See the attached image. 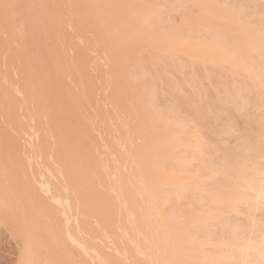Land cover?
<instances>
[{
	"label": "rangeland",
	"instance_id": "rangeland-1",
	"mask_svg": "<svg viewBox=\"0 0 264 264\" xmlns=\"http://www.w3.org/2000/svg\"><path fill=\"white\" fill-rule=\"evenodd\" d=\"M76 1L79 0H0V264H18L22 247L26 248V250L28 249L26 252L28 254L30 252L29 257H32L30 260H33V263L36 260L34 264H44V262L45 264L46 262L48 264H122V262H119L124 259H126L125 264H146L147 262V264H154L157 263L155 262L156 260L160 264L162 262L161 260L159 262V259L165 256L159 251V245L162 243L158 245L155 241V247L157 246L155 249L160 253L156 252V250H153L150 254L146 253L147 241L151 236V229L156 221L152 222V226L148 225L149 227L145 222H140L144 217L149 219L148 215H151L150 213L153 211L151 210L150 213L147 212V214L149 213L148 215L146 214L145 210L141 208V206L145 205L144 202L141 203L142 197L141 202L139 201L141 205L138 202L141 193L136 196L138 195L137 191H134V198H132L134 193H130L133 192L135 183H131L130 185L133 186L129 188L128 181H126L128 177L130 183L132 181H130V177L133 175H130L133 167H130L129 162L126 160L127 158L130 160L133 157H126L125 159V156L128 155L127 153L131 156V149L129 152H125L126 149L124 148L126 155L123 152L122 156L124 155V157L122 158L121 142L113 137V135L118 133H125L123 132L124 129L120 130L122 125L120 124V129L113 131L119 123L114 120L116 123L114 127L112 119L108 121L106 118L108 113L112 112L110 109H113H109L112 105L109 101H106L108 98H104L106 90L103 87L101 88V85L104 84H101V81L105 80V74L108 73L105 68L112 61L110 59L112 50L109 47H104L108 36L104 33L106 31L101 29L99 32L104 33L107 37L97 38L98 40L95 39L97 42L95 44L92 43L91 37L92 35L94 36L92 31L94 27L90 28L89 21L91 17L87 13V9L89 10L90 8L83 7V4L80 5L81 0L79 1V8H76L77 5L75 6L74 4ZM94 1L93 3L88 2L90 6L97 2L100 5L96 4V7L98 8L99 6V8H96L97 10H95L94 14H97V11L98 15L102 11L109 12L107 16L112 13L114 20L121 22L119 20L129 16L128 13L131 12L130 17L132 16L133 18L134 15V18H138L136 20H141L146 26L143 27L145 29L149 28L151 33L160 32L157 35H161V32H177L178 34L176 35L180 37L175 35L176 38L179 37L181 40L184 38L187 41L193 40V42L197 40L200 43L202 41H211V38H209L213 34L211 33V27L213 28V26H210L211 23L217 27L218 23L226 25L223 20L226 16H224L223 12V14L221 13L223 17L219 16L221 15L219 14L220 11L227 12L229 13L228 15L232 14L234 18L237 17L235 20L239 19L237 24L241 23L240 26L244 25L243 27L246 29L247 27L252 28L255 33L251 29L250 31L254 36H257L255 35L257 33L256 29L261 31L264 28V17H262L264 16V3H262V0H260V3H256L259 0H200L201 4L213 5L214 7L210 6V8H213L212 12L214 13L215 11V14L203 10L205 4L200 5L199 0H195V2H192V0H142L139 4L135 3L138 0H121L123 3L118 1L121 6L116 2L117 7L116 3L114 5L115 1L113 3L109 1L108 4L111 5L107 4V6L105 5L108 0H102L104 5L100 4L102 3L100 0ZM108 6H112L110 7L111 9L113 6L116 8L109 10ZM147 7L150 9L146 10ZM106 13H103L104 16H99L105 19ZM132 13L133 15H131ZM225 15L227 14L225 13ZM257 16L258 18H256ZM229 17L231 18L232 16L230 15ZM233 17L231 18L232 21H234ZM124 18L123 20H125ZM219 18L222 19L219 21ZM256 19H260V24ZM92 21H94V17ZM253 21L258 22H255L257 25L256 29L252 26L254 24ZM261 21H263L262 24ZM222 22L224 23L222 24ZM235 22H238V20ZM92 24L94 25L93 22ZM231 26L233 25L229 24L228 28L227 26L226 28L232 30L233 27L231 28ZM222 27L219 26L217 30ZM214 28L213 31H215ZM261 32L260 34L262 35L264 29ZM118 33L114 34L116 37H114L116 39L114 41L115 43L117 42L116 46L119 38H121V35L120 37L117 36ZM217 33L218 35L221 34L218 31ZM226 33L230 34L227 31ZM234 33L236 32L234 31ZM214 34L216 35V33ZM228 34L224 35V39L227 38ZM231 35L228 36L227 40L232 42L233 37H237V33L234 36L232 35V38ZM258 37L256 39L259 44L263 45L261 46L264 50V44L260 41L264 37L259 38L260 40H258ZM104 39H106L105 42ZM131 39H126L125 41V44L131 41V45L123 47L125 44L121 43L122 45L119 44L121 47L117 46L120 49L122 48L119 61L123 64L119 62V65L122 66H120L122 70H126L123 72H126L127 88H136L135 92L138 91L137 93L141 95V100L138 98L140 95L136 94L138 97L132 95L140 100L139 104L140 102L141 104L139 107L145 109H140L142 113L138 117L144 122L153 119V121L151 120L152 122H149L151 123L150 136H148L149 139L146 143L156 148L153 150V157L159 156L158 167L166 170L165 172L162 171L163 173L157 171V175L162 173L163 175H160L162 176L161 179L167 175H173L170 177L173 179L176 176L175 183L178 182L176 186H170L169 179H167L168 182L166 183H164V180L163 184H160L162 183L160 182V185H158L159 190L156 188L159 191L160 197H158L160 199L159 201L157 200V204H155L156 201L153 204L154 206L157 205L155 207L161 212L160 214H163L164 218H167L171 223L181 226V229L189 227L187 230L190 231L191 229L193 234L191 237L190 233L189 236H186L188 234L185 236L189 237L188 239H193L195 234L197 240L196 238L193 239V243L203 240L205 234L207 235V232H210V244L200 248V256L208 257L200 259L197 256L195 259H198L200 264H211V262L213 263L211 259L218 258L217 256H229L232 254L230 250L223 251L219 245L227 241H236L238 243V241L246 240L251 235H249V229H251L249 225L253 223H251L252 219L256 224L253 225V228L258 225L262 229L261 233L254 229L257 236L263 235L264 232V203L262 202L257 204L259 208L256 212L252 211L247 204V206L243 205V203L232 204V208L236 211L232 210L234 212H231L230 210V214L225 213L228 212L226 208L223 215L220 216L221 219L218 218L220 214L218 215V212L216 214L215 211L219 222L225 223V226H221V223L219 225L213 215H211L213 218L209 217L210 219H207L210 216L209 214H207L208 216L204 215L212 212L213 205L216 208L215 200H212L214 203L210 202L211 206L208 204L212 194L221 191L235 195L238 189V181L234 180L235 176L230 177L233 170L236 171V166L240 165L241 162L245 161L247 165L249 164L246 167V165H243L245 163H241L244 166L242 167L243 170L240 171L241 173L246 172L245 170L249 167L254 169L255 165L256 169L261 166L262 169L259 168V170L261 169L263 173L264 166L262 165L264 164L259 163V155L261 153L257 154L259 157L254 153L255 157H258L259 167L257 166V160L254 159L256 162L252 160L256 163L253 166L254 162L252 163L248 158L250 156L248 150H254L252 152H255L253 146L255 147L256 145L258 147L257 143L258 145L263 144L261 141L256 142L257 140L255 139H252L253 143L248 140L253 135L252 130L254 129H249V126H253L254 123L252 122L251 124V121L254 118L258 120L259 117L260 121L258 120V122L264 121V109L261 111L264 105L263 100L259 98L260 101L262 100L260 102L262 105L260 106L257 104L259 99H256L259 95L261 98L262 96L261 94L257 96L260 92L256 90L257 94H255V91H253L255 86L249 85L253 81L250 82L249 79H244L247 78L244 77V73H238L230 66L231 70L228 68L229 66H224L227 65L225 63H221L224 64V67H220V65L216 66L217 64L214 65L213 63L204 64L199 60L189 61L190 58H186L183 54L174 55V53H169L170 51L167 52L166 49L160 50L159 46L156 49L157 40H153L152 42L155 41V43H150L153 46L148 47L149 43L148 45H141L144 43L142 39H140V42L142 41L141 44L133 43L135 40L138 42V38H135V40L134 38L133 40ZM214 40L212 38V41ZM217 40L214 42H217ZM115 45L112 47H115ZM237 49H243V46ZM244 50L238 52L242 53ZM242 61L245 63L244 57ZM248 64L247 66H250ZM114 68L119 69L118 67ZM241 74H244L243 77ZM112 75L116 74H111V79ZM118 75L117 77H119ZM106 77L108 78V75ZM113 80L110 81L113 82ZM97 83L101 85L96 86ZM112 84L115 83L113 82ZM122 84L125 83L122 82ZM117 85H119L118 82ZM97 87L100 90L98 92H101L100 95H97L99 93L96 92L97 89L95 90ZM116 87L118 88V86ZM116 87H113V93ZM119 87H122V85ZM118 90L120 91L119 88ZM122 90L120 93H123L124 90ZM119 91L117 92L119 93ZM107 94L110 95V92L108 91ZM103 95L105 96L103 97ZM123 96L119 95L121 98ZM132 96L130 97L132 98ZM119 97L116 96L115 98L118 99ZM125 97L127 98L126 95ZM111 98L109 97L110 100ZM111 101L114 102L113 99ZM118 101L117 105L122 104L121 102L118 104ZM256 101L259 107L255 106ZM107 102L110 104L109 107ZM136 102L138 103L137 100ZM127 107V104H123L116 108L119 109L118 112L121 110L124 114V111L125 113L127 111ZM136 111L138 112V110ZM260 114H263L262 119ZM155 116H158L157 119H155ZM108 117L110 116L108 115ZM113 117L115 118V116ZM119 117L118 119H124V116H122L123 118ZM117 122L120 121L117 120ZM131 122H128L129 125ZM258 122L257 125L260 126L261 124H258ZM134 123H137V121H134ZM145 123L142 124L146 125ZM109 124L112 125L113 129ZM164 124L165 126H163ZM160 126L165 128L166 126L173 127L170 129L172 131L178 130L183 139H191L195 143L196 148L197 145L199 146V150L194 149V151H191L186 148L185 141L180 139L167 141L165 148L168 149L164 151L163 146L166 138L163 136L165 140L162 142L163 139L159 137V135L162 136L164 133L157 132ZM259 126L255 130L263 132L264 128L262 126H264V122L260 126L263 129H260ZM144 129L146 130V127ZM131 130L133 131V129ZM167 130L170 131L169 128L164 129L165 132H168ZM155 134L159 135L156 136ZM256 134L254 133L255 136ZM122 135L117 136L121 138ZM262 135H264V132L263 134L261 133ZM112 138L118 141L115 143L114 140L115 144H113ZM139 138L136 139L135 137V145L141 143ZM243 141L248 142V144H244L248 147H241L240 142ZM255 142L256 144H254ZM144 146L146 147V145ZM250 146H252V149ZM134 147L136 148V146ZM145 147L142 149L140 147V149L145 151L143 150L146 149ZM148 148L151 147L149 146ZM136 151L141 156L144 155L141 151ZM254 155L252 154V157ZM172 156H183L185 159L176 160ZM143 157L140 160L141 162L142 160L146 161V158ZM246 157L252 164L248 163L247 159L243 160ZM152 160L147 163L148 170L153 166ZM262 162L264 163V159ZM241 165L238 171L241 169ZM223 168H226V170L224 171ZM67 169L72 170L69 172ZM152 169L154 170V168ZM248 171L250 172L251 170ZM248 171L246 174L249 173ZM243 173L239 175L240 173L237 172L236 177L240 179L244 175ZM251 173L249 174L251 175ZM228 175L230 176L228 177ZM137 176L135 180L140 177ZM156 178L158 179V177ZM182 180L184 181L181 182ZM136 182L138 183V181ZM221 195L219 194L218 196ZM135 198L137 201L136 205L133 206L131 199L135 202ZM150 204L152 206V203ZM130 207H134V210L137 211L140 208L139 213L144 210L143 214L139 215L135 211L138 216L143 215V218L140 217V221L136 220L135 213L133 215L130 212L131 218L128 220L124 218V221H119V218L123 220L122 217L126 215L122 216V213H120V216L118 211ZM147 209L150 210V208ZM222 210L221 212H223ZM193 215L201 217L199 219L202 220L203 225H199L200 228L194 224V221L197 223V217L196 220H191L193 225L189 223ZM155 217H157L156 214ZM136 218L138 217L136 216ZM162 218L160 219L161 221ZM147 219L144 220L148 221ZM177 229L179 228H176L175 232L178 233ZM181 229L179 232L183 231ZM155 232L152 233L153 237H155ZM166 235L168 237V234ZM181 236L182 239L185 237ZM160 237L158 240L160 241L161 239L163 241V238ZM167 237L164 236V240ZM211 241H213V244H211ZM164 244L165 242H163ZM136 247L137 249L135 250ZM138 249L142 250L141 253L143 254H139L138 258L136 256L129 257ZM190 251L193 252V249H190ZM169 252L167 251L165 254H169ZM188 252L187 254L185 253V256H182L180 260L182 264L192 263L194 256L191 255L193 258L190 257ZM179 253L176 251L177 255ZM168 254L166 256L169 259ZM35 255L37 257L40 256V258L38 257L37 259ZM43 256L45 257L44 261ZM209 256L213 257L210 258ZM163 259L165 258L163 257ZM163 259L162 261H164ZM240 259L241 257L236 255L230 263L224 262L222 264H238ZM209 260L211 261L210 263ZM164 262L166 263V261ZM257 262L262 264L260 260H256L254 263L256 264Z\"/></svg>",
	"mask_w": 264,
	"mask_h": 264
},
{
	"label": "bare ground",
	"instance_id": "bare-ground-1",
	"mask_svg": "<svg viewBox=\"0 0 264 264\" xmlns=\"http://www.w3.org/2000/svg\"><path fill=\"white\" fill-rule=\"evenodd\" d=\"M80 1V0H79ZM79 1H76L74 4H75V6H76V8H79L78 6H80V5H82L83 7H85V8H90L89 10L87 9V13H89L88 14V16L89 17H91L92 19H93V17H94V21H92V19L90 18V21H89V26H90V28H92V26L94 27L93 29L94 30H92L93 31V33H94V36L92 35V37H91V41H92V43L93 44H95L96 42H97V40L99 39V38H102V37H104V38H106L107 36V38H108V40H107V42L105 43V44H107V45H105L104 44V47L105 48H108L109 47V49H111L112 51H114V52H116L117 53V55H116V53L114 54V52H112L111 51V57H110V59L113 61H111V63L109 64V65H107L106 66V70H107V72L110 74H108L107 72V74H105V80H103V81H101V84H103V85H101V84H99V83H97V85L96 86H98V85H101V88L103 87V89L104 90H106L105 92H106V96L105 95H103V97L104 98H108L106 101H109L110 102V104L112 105V106H110V104H109V102H107L108 103V107H109V109L110 108H113V109H110V111H114V109H116L113 113L112 112H109L108 113V115L110 116V117H108V115L106 116V118H107V120L108 121H110V119H112L111 121H112V123H110V124H112L114 127H115V125L114 124H116V123H119V124H117L116 126L118 127H115L114 129H113V127H112V125H110L111 127H112V129H113V131L116 129H120V130H123V132H125V133H118V134H116V135H113V137L114 138H117L120 142H121V144H120V146H121V148H120V150H121V156H122V154H123V152H124V148L126 149L125 150V152H129L130 151V149H131V151H130V153H131V156H130V154L129 153H127L128 155H126V153L124 152V155H126L125 156V159H126V157H129V158H132V159H130V160H128V158L126 159L128 162H129V165H130V167H133V168H131L132 169V172L130 173V175L131 174H133V175H131V179H130V183H129V180H128V177H127V179H126V181H128L127 183L129 184V188H131V186H133V185H130L131 183L133 184V182L136 184L137 182L136 181H138V185L136 184V186H135V184H134V190H133V192H130V193H134V191L136 192L137 191V194L138 195H136V196H139V194L141 193V196H139V198H140V200H138V202L140 201L141 202V197H142V202L141 203H145V205H146V207L147 208H150V210L149 209H147L146 207L144 208V206H141V208H143L144 210H145V212H146V214H147V212H149L150 213V211L152 210L153 212H151L150 214L151 215H148V217H149V219H147V218H145L144 217V219H147L148 221L149 220H151L150 222H148V221H146V220H141L140 219V217H142L141 215L140 216H138L139 214H143V212H144V210H142V211H140L141 213H139L138 211L140 210V208L138 209V211L137 210H134L135 208H137L136 206H135V208L133 207H130V208H127V209H120V211H118V213H119V215H120V213H122L121 215L123 216V215H126V216H123L122 218H123V220L122 219H120L119 218V221L121 220V221H124V218H125V220L127 219H129V218H131L130 216V214L132 213L133 215H134V213H135V211H136V213L138 212V215L135 213V215L138 217V218H136V216H135V219L136 220H139L141 223H143V222H145V224L148 226V225H150V226H152L153 225V223L152 222H154V221H156V222H154V227H152V229H151V233H150V237H152V239H150V237H149V239H148V241H147V248H146V253L147 254H150V253H152L153 252V250L155 251L156 249V247H155V245H156V242L158 243V245L159 244H161V245H159L160 247V249H159V251H161V253H162V255H165L166 256V254H168V253H166L165 254V252H167V251H170L169 252V254H168V256L170 257L169 259H171V260H169L168 259V257L166 256H163L165 259H163V257H161L160 259H159V257H158V259H159V262H160V260H161V262L162 263H160V264H182L181 263V259H182V256L184 255L185 256V253L187 254V252L188 251H190V249H193V252L192 251H190V252H188V254H189V256L190 257H192V256H194V258H193V260H192V258H191V260H192V263H194V264H200V261H198V259H195L197 256V258H203V257H208V256H203V255H201L200 256V248H202V247H204V246H206V245H209L210 244V240H211V235H209V233L210 232H207V235L205 234V237L203 238V240H201V241H197V243H196V241H195V243H193L194 241H192L193 239H195L196 238V240H197V237H196V235L194 234L193 236H195L193 239H188L186 236H189V233H190V237L192 236V234H193V232L191 233V229H190V231H188L187 229H189V227L187 228H184L183 227V229H181L182 227L181 226H177V225H175V224H173V223H171L169 220H167V218H164V215L163 214H160L161 212H159L158 211V209H157V207H155V206H157V205H155L154 206V202H155V204H157V202L159 201V187H158V185H160V184H163V180H164V183H166V182H168L167 181V179H169V182L171 183H169V185L171 186H176L177 185V183H175L176 182V176L175 177H173V179L171 178L173 175H167V176H165V178L163 177L162 179H161V177L162 176H160V175H163L162 173V171H166V170H162V167L160 168V167H158V164H159V156L157 157V156H154L153 157V155L154 154H152L154 151V146H151V145H149L148 143H146L147 142V140L149 139V137L148 136H150V126H151V123H149V122H152L153 121V119H150V120H146L145 122H144V120H140V118L138 117L139 115H140V113H142L141 112V110L140 109H144L143 107L142 108H140L139 106H140V104H141V102H140V104H139V101L141 100V95L139 94V93H137V92H135V90H136V88L134 89V88H131V89H128L127 88V84H126V82H127V76L125 77V74H126V72L124 73L123 71H126L125 69H123L122 70V66L121 65H119L120 63H121V61H119L120 60V58H121V49L120 48H118L117 46L119 45V44H121V43H124L125 44V41H126V39H131V40H133V38H134V40H135V38H138L139 40H138V42H137V40H135V42H133V43H139V44H141L142 43V41L144 42V43H142L141 45H148V43L150 44L153 40H157V43L155 44V48L156 49H158V48H160V50H163V49H166L167 50V52L168 51H170L169 53H174V55L175 54H179L180 53V55H182L183 54V56H186V58H190L189 59V61H196V60H199V61H201V63H204V64H214V65H216V66H219L220 65V67H224V66H229L228 68H230V66H231V68H233V70L234 71H238V73H244V74H241L242 75V77H243V75H244V77H247V78H244V79H249V81L251 82V81H253V82H251L249 85H251L252 84V86H255V90H253V91H255V94H257L256 93V90L257 91H259L260 93H258L257 94V96L259 95V94H261V96H262V98L260 97V95H259V97H256V99H262L263 100V104H264V50H263V48H262V44L260 43H258V41H257V37H258V34H259V37H258V40H260L261 39V37H264L263 36V34L261 35L260 34V32L262 31L263 32V29L260 31L259 29H256V27H257V25L255 24V22L256 23H258L257 21H259V24H260V19L258 20V19H256L257 21H253L254 22V24L252 25L253 27H255V29L257 30V33L255 34V35H257V36H254L253 35V33H255V32H253L254 30L252 29V28H249V27H247V29L246 28H244L243 26H240L241 25V23L240 24H237V23H239V19H236V20H238V22H235L236 20H235V18H237V17H233V15L232 14H230L232 17H233V20L234 21H232L231 20V18L229 17L230 15H228L229 13H227V12H224V11H220V13L219 14H221L222 12L224 13V16H226V18H223V20L225 21V23L224 22H222V24L224 23V24H226V25H220L219 23H218V27L220 26V27H222V26H225V27H222V28H220L219 30H222V31H219V30H217L218 29V27L215 25V24H213V23H211V25L210 26H213V28L214 27H216V28H214V30L216 31H213V28L211 27V33H213V34H211L212 35V37H209V38H211V41H202V43H200V42H197L196 40V42H193V40H189V41H187V40H184V38H183V40H181L179 37V35H176V34H178L177 32H175V33H173V32H161L162 34L161 35H157L158 33L160 34V32H156V34H154V32L152 31V30H150V31H152L153 33H151V32H149V28H144V27H146L144 24H143V22L141 21H138V20H136V18H134V15H133V13L131 14V15H133V18H132V16L130 17V13H128L129 14V16H125V20L127 21H125V20H123V18L121 19V20H119V21H121V22H118V21H115L114 20V18L112 17V13H110V16H107V14H109V12H103V13H106V18L104 19L103 17H100L99 15H103V13L101 12L99 15H98V11H97V14H96V16H94L95 14H94V12H95V10H97L98 8H99V4H98V2L97 3H94L92 6H90L89 4H88V2H90L89 0L86 2V0H81L80 2ZM94 1V0H93ZM93 1H91L90 3H93ZM97 0H95L94 2H96ZM100 1L102 2V3H100ZM99 1V3L100 4H103L104 5V1H102V0H100ZM106 1V0H105ZM109 1H111V3H113L114 1V5H115V3L117 2L118 4H119V6H121V3H123V1H121V0H108L107 2H106V5L105 6H107V4H108V2ZM121 1V3H119V2ZM141 1L142 0H138V1H136L135 3L136 4H139V3H141ZM179 1V0H178ZM183 1V0H182ZM195 2V0H192V2ZM198 1V0H197ZM255 1H258V0H255ZM264 0H262V3H264L263 2ZM199 2H200V5H204L205 4V6H207V7H209L210 8V6H213V5H209V4H207V3H203V4H201V1L199 0ZM261 1L259 0V2H256V3H260ZM79 3H80V5H79ZM86 3V4H85ZM117 3H116V7L118 6L117 5ZM125 3V2H124ZM197 4H198V2H196ZM261 3V4H262ZM96 4H98L99 6H98V8L96 7L97 5ZM86 5V6H85ZM88 5V6H87ZM108 5H111V4H108ZM113 5V4H112ZM258 5V4H257ZM81 6V7H82ZM204 6V8H203V10H207V12L209 11V12H211L212 14H215L216 12L214 11V13L212 12L213 11V8L211 9L210 8V10H208L209 8H207V7H205ZM80 7V8H81ZM110 7H112V6H108V8H109V10H112L115 6H113V8L111 9ZM115 7V8H116ZM214 7V6H213ZM97 8V9H96ZM107 8V9H108ZM114 8V9H115ZM207 8V9H206ZM104 9H106L105 7H104ZM103 9V10H104ZM148 9H150L149 7H147V9L146 10H148ZM215 9V8H214ZM111 12V11H110ZM217 13V14H218ZM222 13V14H223ZM225 13L227 14V15H225ZM217 14H216V16H217ZM222 14L221 15H219V16H221V17H223L222 16ZM93 15V16H92ZM104 16V15H103ZM228 16V17H227ZM98 17H99V19H98ZM127 17H130V18H127ZM218 17V16H217ZM216 17V18H217ZM262 17H264V16H262ZM228 18H230V19H228ZM256 18H258V16L256 17ZM259 18H260V16H259ZM98 19V21L96 22V20ZM138 19V18H137ZM222 18H219V21L221 20ZM231 20L230 22L228 21V23H226V21L227 20ZM262 19V18H261ZM128 20H130V21H128ZM254 20V19H253ZM125 21V22H124ZM92 22L94 23V25L92 24ZM262 22L263 21H261V24H262ZM141 23H142V25H141ZM233 23V24H232ZM91 24V25H90ZM96 24V25H95ZM229 24H231V25H233V26H231V28H232V30L231 29H227L228 28V25ZM264 24V23H263ZM144 26V27H143ZM226 26H227V28H226ZM235 27V28H234ZM224 28H226V30H224L223 31V29ZM230 28V27H229ZM101 29H104L106 32H104L105 34H107V36L104 34V33H102V32H99ZM148 29V30H147ZM250 29L252 30V32L253 33H251V31H250ZM95 31H96V33H95ZM217 31L218 32H220L221 34H222V36H221V34L220 35H218V33H217ZM226 31L227 32H229L230 34H228V33H226ZM234 31L237 33V37L235 36V37H233L234 36V34L236 35V33H234ZM259 31V32H258ZM97 32H98V34H97ZM120 34H119V33ZM225 32V33H224ZM261 32V33H262ZM116 33H118L117 34V36L118 37H120V35H121V38H119V42H118V45L116 46L115 44H117V42L115 43V41H116V39H114V37H115V35H116ZM214 33H216V35L214 34ZM223 33H224V35L225 34H228V36L229 35H231V38L233 37V40H232V42L231 41H229V40H227L229 37L228 36H226L227 38L226 39H224L225 37H224V35H223ZM99 34H102V35H99ZM115 34V35H114ZM114 35V36H113ZM179 36V37H177V38H179V39H177L176 38V36ZM260 35H261V37H260ZM96 36V37H95ZM219 37V38H217V37ZM95 37V38H94ZM112 37V38H111ZM255 37V38H254ZM98 38V39H97ZM109 38H111V39H109ZM116 38V37H115ZM182 38V37H181ZM208 38V39H209ZM212 38L213 39H215L214 41H216V39H218L217 40V42L218 41H220V42H214V41H212ZM220 38H221V40H220ZM260 38V39H259ZM95 39H97L96 41H95ZM140 39H142V41L140 42ZM185 39H187L186 37H185ZM235 39H237V40H235ZM256 39V40H255ZM95 42H94V41ZM112 42H111V41ZM115 40V41H114ZM210 40V39H209ZM231 40V39H230ZM106 41V39H104V42ZM127 41H129V40H127ZM238 42V44H237V42ZM260 41H262V43L264 44V38H263V40L261 39ZM109 42V43H108ZM130 43H126L125 44V46H123V47H126V46H129V45H131V41H129ZM234 42V44H232ZM235 42H236V44H235ZM114 43V44H113ZM132 43V44H133ZM147 43V44H146ZM153 44L155 43V41L154 42H152ZM153 44H150V45H148V47L149 46H153ZM158 44V45H157ZM115 45V47H112V46H114ZM122 45V44H121ZM121 45H119L120 47H121ZM237 45H238V47H240L241 46V48H242V46H243V49H237L238 47H237ZM240 45V46H239ZM262 45V46H261ZM151 46V47H152ZM157 46H159L158 48H157ZM114 48V49H113ZM117 49V50H116ZM245 49V50H244ZM240 50H244L242 53H240V52H238V51H240ZM263 50V51H262ZM240 53V54H239ZM244 53V54H243ZM114 55H115V58H117L118 59V61H116L117 59H115L114 58ZM240 55H241V57H240ZM118 56H120V57H118ZM243 57H244V61H245V63H249L250 64V66H247V64H245L243 61H242V59H243ZM115 59V60H113V59ZM127 58V57H126ZM242 58V59H241ZM246 58V59H245ZM121 60H124V59H121ZM126 60V59H125ZM248 61V62H247ZM117 62H118V64H117ZM120 62V63H119ZM123 62V61H122ZM125 63H126V61H124ZM221 63H225V64H227V65H224V64H221ZM121 64H123V63H121ZM248 64V65H249ZM222 65V66H221ZM224 65V66H223ZM121 66V67H120ZM114 67H118L119 69H117V68H114ZM111 68H113L112 70H111ZM230 68V69H231ZM235 68H237L236 70H235ZM115 69V70H114ZM111 72H110V71ZM118 70V71H117ZM121 70V71H120ZM232 70V69H231ZM240 70V71H239ZM114 71H116V72H114ZM118 72H119V75H118ZM121 72H122V74H121ZM116 74V75H112V79H111V74ZM106 75H108V78L106 77ZM117 75L119 76V77H117ZM121 76V77H120ZM123 76V77H122ZM249 77V78H248ZM106 78H107V80H108V84H107V80H106ZM115 78V79H114ZM124 78V79H123ZM114 79V80H113ZM110 80H113V82L116 84H112L113 82L112 81H110ZM117 80V81H116ZM124 80V81H123ZM126 80V81H125ZM121 81V82H120ZM110 82V83H109ZM117 82H118V84L119 85H117ZM122 82L123 83H125V84H122ZM112 84V85H111ZM106 87H105V86ZM111 85V86H110ZM122 85V87H119V86H121ZM126 85V86H125ZM116 86H118V88L120 89V91L122 90L123 91V93H120V91L118 90V88L116 87ZM124 86V87H123ZM111 89H110V88ZM113 87H116L115 89L117 90V91H119V93L115 90V94H121V96H123V94L124 93H126L125 95L127 96V98L125 97V95L121 98V97H119V95H115L114 93H113V91H114V88ZM100 88V87H99ZM100 88V89H101ZM106 88V89H105ZM113 88V89H112ZM252 88H254V87H252ZM251 88V89H252ZM97 89V90H96ZM109 89V90H108ZM95 90H96V92H98V87L97 88H95ZM103 90V91H104ZM112 90V91H111ZM125 90H127V91H125ZM100 91V90H99ZM102 91V90H101ZM110 92V95L109 94H107V92ZM130 92H132V93H130ZM99 93V92H98ZM101 93V92H100ZM100 93L99 94H97V95H100ZM130 95V96H132V95H136V94H138V95H140L139 97H138V95H136L138 98H140V100L139 99H137V98H135L134 96H132V98L128 95V94ZM103 94V93H102ZM101 94V95H102ZM113 94V95H112ZM143 94V93H142ZM112 95V96H111ZM115 95V96H114ZM108 96V97H107ZM114 96V97H113ZM119 97L118 99H116L115 97ZM109 97H112L111 98V100L113 99L114 100V102L113 101H111L110 99H109ZM125 97V98H124ZM131 98V99H130ZM142 98H143V96H142ZM120 99V101H118ZM128 99V100H127ZM132 99H134V100H132ZM260 99H259V102L257 103V101L255 102V104L257 103L258 105H262L260 102H262V100L260 101ZM115 100H116V102H115ZM122 100H124V102H122ZM126 100V101H125ZM136 100L138 101V103L136 102ZM117 101H118V104H120V102L122 103V104H120V105H123V104H127L128 105V107H127V111H126V113H125V111H124V114H123V112H121V110L118 112V110L119 109H117L118 108V106H120V105H117L116 103H117ZM127 102V103H126ZM130 102H132V103H129ZM136 102V103H135ZM112 103H115V104H112ZM260 103V104H259ZM133 104V105H132ZM255 105L256 107H259L258 105ZM130 105H131V107H130ZM136 105V106H135ZM117 108H116V107ZM139 109H138V108ZM263 108H262V110L261 111H263V109H264V105L262 106ZM134 108H135V113H134ZM129 109H130V111H129ZM136 110H138V112H139V114H138V112L136 111ZM145 110V109H144ZM131 112V113H130ZM116 115H115V114ZM120 113V114H119ZM129 113V114H128ZM262 113V112H261ZM111 114H114V115H111ZM120 116V115H122V116H124V121L122 120V119H118V115ZM135 114V115H134ZM263 114H264V112H263ZM262 114V115H263ZM261 115V114H260ZM262 115H261V119H262ZM113 116H115V118L117 117V119H115ZM122 116H120L119 118H123ZM128 116V117H127ZM134 118H133V117ZM135 116H137V117H135ZM112 117V118H111ZM127 117V119L125 120V118ZM156 118L155 119H157V117L158 116H155ZM131 118V119H130ZM137 118V119H136ZM260 118V117H259ZM259 118H258V120H259ZM257 119V118H256ZM116 121V123H115V121ZM117 120L118 121H120V122H117ZM128 120V121H127ZM152 120V121H151ZM258 120H255V118H254V120H252L251 121V124H252V122H254L253 123V126H255V125H257V122H258ZM264 120V119H263ZM107 121V123H109ZM132 121V122H131ZM134 121L136 122L137 121V123H134ZM141 121V122H140ZM255 121H257V122H255ZM260 121V120H259ZM128 122H131L130 123V125H129V123ZM264 122V121H263ZM262 121H261V123L260 122H258V124L260 123L261 125L260 126H262V123H263ZM106 123V122H105ZM133 123H134V125H133ZM142 123H145L146 125H144V124H142ZM149 123V124H148ZM120 124H122L121 126H120ZM138 124V125H137ZM250 124V125H251ZM255 124V125H254ZM141 125H143V126H141ZM119 126H120V128H119ZM135 126H137L138 127V129H137V127H134ZM149 126V127H148ZM163 126H165V124L163 125ZM252 126V125H251ZM251 126H249V129L250 130H252L253 128V132H252V134L253 135H251L250 137L251 138H249L248 140H250L252 143L254 142V141H252V139L254 140H257L256 142H260L261 141V143H263V144H259L260 145V147H259V145H258V143H257V146L258 147H256V145H255V147L253 146V149H255V152H252V151H254V150H248V153H249V155L251 156V158H250V156L248 157L250 160H251V162L253 163L255 160H257L258 159V157L260 156V158H259V163H262V164H264L262 161H263V159H264V135H262L261 136V133L263 134V132H264V130H262L263 132H260V130L258 131V130H255V128L257 129V126H259V125H257V126H255V127H251ZM259 126V127H260ZM141 127V128H140ZM143 127V128H142ZM146 127V130H148L147 132H146V130L144 129ZM251 127V128H250ZM263 128H264V126H262ZM167 128H169V130L170 129H172V128H170L169 126L167 127L166 126V128L165 127H162V126H160V128H159V130H157V132L158 133H160L161 132V134H162V136L161 135H159V134H155L156 136L157 135H159V137L160 138H162L163 139V136H165L164 138H166V140L165 139H161L162 140V142L165 140V145L163 146V149H165L164 151H167V149L165 148L166 147V142L168 141H172V140H180V139H182L183 141H185V145H186V148H188V149H190L191 151H194V149H196V150H199L198 149V145H197V148H196V146H195V143L191 140V139H183V137H182V135H181V133H179V131L178 130H176V131H172V130H170V131H172V132H170V131H168V132H165L164 131V129H167ZM175 128V127H174ZM263 128H261L260 127V129H263ZM131 129H133V131L131 130ZM141 129H142V132H141ZM163 129V130H162ZM259 129V128H258ZM117 130V131H118ZM138 133H137V132ZM145 131V132H144ZM258 131V132H257ZM127 132V133H126ZM130 132V133H129ZM133 132H136V133H134V134H132ZM256 132H257V134H256ZM260 132V133H259ZM114 133H117V132H114ZM146 133H148V134H146ZM254 133L256 134V136L254 135ZM260 135H259V134ZM122 135L121 136V138L120 137H118V136H120V135ZM136 134V135H135ZM118 135V136H117ZM131 135V136H130ZM146 135V136H145ZM115 136H117V137H115ZM136 137V139L137 138H139V140L141 141V143L139 144V145H135L134 144V139H135V137ZM138 136V137H137ZM253 136V137H252ZM257 137V138H255V137ZM261 136V137H260ZM132 137V138H131ZM263 137V138H262ZM120 138V139H119ZM263 140H261V139ZM117 139H113L112 138V140H113V144H115L118 140ZM258 139H260L259 141H258ZM114 140H115V143H114ZM133 142H132V141ZM247 141V140H246ZM240 142V144H241V147H243V146H245L244 148H246V147H248L247 145H244V144H248V142ZM251 142H249V143H251ZM256 142L254 143V144H256ZM133 143V144H132ZM143 143V144H142ZM243 143V144H242ZM251 143V145H253ZM136 146V148L134 147V146ZM143 145V146H142ZM144 145H146V147L144 146ZM148 145V146H147ZM168 145V144H167ZM123 146V147H122ZM127 148H126V147ZM130 148H129V147ZM137 146H138V149H137ZM151 147V148H148V147ZM140 147H141V149L143 148V147H145L146 149H143V150H145L146 152H147V150H148V152L146 153L145 151H142L141 149H140ZM251 147V149H252V146H250ZM249 147V148H250ZM122 148H123V150H122ZM133 148H135V150H133ZM148 148V149H147ZM153 148V149H152ZM249 148H247V149H249ZM156 149V148H155ZM136 150H138V151H141L142 152V154H144V155H142L141 156V154L139 153V152H137ZM195 150V151H196ZM246 150V149H245ZM133 151V152H132ZM246 152H247V150H246ZM137 153H139L138 155L140 156H138L137 155ZM251 153V154H250ZM254 153H256L255 155H257V154H260L257 158L255 157V155H254ZM263 153V154H262ZM149 154V155H148ZM247 154V153H246ZM252 154L254 155V157H252ZM124 155L122 156V158L124 157ZM147 155V156H146ZM151 155H152V157H153V160H152V157H151ZM248 155V154H247ZM145 157L146 158V161H143L142 160V162L140 161L141 160V158L142 157ZM263 156V157H262ZM143 157V158H144ZM174 159H176V160H183V156H172ZM244 158L243 160H246L248 163H251L250 162V160L248 159V158ZM121 158V159H122ZM12 159V158H11ZM185 159V158H184ZM255 159V160H254ZM262 159V160H261ZM152 160V167L151 168H149V170H148V165H147V163H148V161H151ZM252 160H254V161H252ZM8 161V160H7ZM140 161V162H139ZM256 162V161H255ZM254 162V164H253V166L256 164ZM134 163H135V165L137 166H135L134 165ZM138 163V164H137ZM242 164L243 163H245V164H243V165H246V167L247 166H249V164L247 165V163L244 161V162H241ZM241 163H240V165H241ZM251 163V164H252ZM257 163H258V160H257ZM259 163L257 164V166L259 167ZM132 164V165H131ZM143 164H145V165H143ZM147 165V166H146ZM240 165H237L236 167V171L235 170H233V173L232 174H234V175H232L231 173V177L230 178H232L233 176H237L236 174H237V172L238 173H240L239 175H242V173L240 172L241 170H243L242 169V167H244L243 165H241V169L238 171V168H240ZM140 166V167H139ZM144 166H146V167H144ZM239 166V167H238ZM252 166V165H251ZM262 166H264V165H262ZM142 167H144L143 169H141ZM246 167H245V169H246ZM138 168V169H137ZM152 168H154V170L152 169ZM227 168V167H226ZM226 168L224 169L223 168V170L225 171L226 170ZM250 168V167H249ZM244 169L246 172H244L243 174V176L241 177V176H239V177H241L240 179L238 178V177H234V180H237L238 181V185H237V187H238V189H237V191H236V193H235V195H231L230 193L228 194V192H225V193H223V192H221V191H219L218 193L221 195V193H222V195L221 196H218L219 194L218 193H214V194H212L211 195V198H210V196H209V202H208V204H209V206H211V203H214V201H212V200H215V203L214 204H216V208H214L215 207V205H213L214 207H212L213 208V210H212V212H211V210H210V212L211 213H205L204 215H207V214H209L210 216H206L207 217V219H210V218H213L211 215H213L214 216V218L216 217V219H217V222H218V224L220 225V223H221V226H223L224 224L222 223V222H219V219H221L220 218V216H222L223 215V213L225 212V209H226V211H228V212H225V213H229L230 212V210H231V212H234V211H236V210H234L232 207V204H235V203H243V205L245 204V206H249V208L252 210V211H255L256 212V210L259 208V207H257V204L258 203H260V202H262V203H264V169H263V173H262V171H261V166L259 167V168H261L260 170H259V168H257L256 169V165L253 167L254 169ZM158 169H161V170H158ZM228 169V168H227ZM69 169H67V171H68ZM72 170V169H71ZM71 170H69V172L71 171ZM143 170V172H141V171ZM151 172L150 174H149V172ZM248 170H251L250 172H252L251 173V175L249 174L250 172L248 171ZM141 172V174H139V172ZM146 171V172H145ZM157 171H159V173L160 172H162L161 174H159V175H157ZM247 171L249 172L248 174H246L247 173ZM135 173V174H134ZM146 174V175H145ZM148 174V175H147ZM156 174V175H155ZM245 174H246V176H245ZM263 174V175H262ZM129 175V176H130ZM136 175H138L137 177H139V178H137V180H135L136 179ZM247 175H248V178H247ZM142 176V177H141ZM144 176V177H143ZM230 175H228V177H229ZM156 177H158V179L156 178ZM170 177V178H169ZM141 178V179H140ZM155 178V179H154ZM175 178V179H174ZM188 178H190V179H192L191 177H188ZM72 179H73V177H72ZM134 179V180H133ZM166 179V180H165ZM179 179V178H178ZM189 179V181H191ZM142 180V181H141ZM157 180V181H156ZM75 181V180H74ZM180 181V180H179ZM184 180H182L181 182H183ZM72 182H73V180H72ZM160 182H162V183H160ZM74 183V182H73ZM157 183V184H156ZM160 183V184H159ZM172 183H175V184H172ZM157 185V186H156ZM139 186V187H138ZM153 186H154V188H153ZM156 186V187H155ZM136 188V189H135ZM158 190H157V189ZM133 189V188H132ZM138 189V190H137ZM155 190H157V191H155ZM131 191V190H130ZM140 191V192H139ZM227 193V194H226ZM158 194V195H157ZM216 194V195H215ZM218 194V195H217ZM135 195V193L132 195V198H134L133 196ZM215 197H214V196ZM130 196H131V194H130ZM159 196V197H158ZM215 199H214V198ZM131 198V197H130ZM138 198V197H137ZM138 198V199H139ZM158 198V199H157ZM132 200V201H131ZM130 201H131V203H133L132 205L134 206V205H136V198H135V202H134V200L133 199H131ZM158 200V201H157ZM140 202H139V204H140ZM211 202V203H210ZM252 202V203H251ZM131 203H130V205H131ZM150 203H152V206H151V204ZM138 204V203H137ZM138 204V205H139ZM247 204V205H246ZM129 205V206H130ZM131 205V206H132ZM137 205V206H138ZM141 205V204H140ZM154 206V207H153ZM230 206H231V208H230ZM153 207V208H152ZM211 208V207H210ZM229 208V209H228ZM154 209V210H153ZM215 209V210H214ZM222 209H224V210H222ZM118 210H119V208H118ZM146 210H149V211H146ZM221 210L223 211V212H221ZM232 210H234V211H232ZM250 210V211H251ZM122 211H124V212H122ZM129 211V212H128ZM159 213H158V212ZM215 211H216V214H217V212H218V218H217V216H216V214H215ZM131 212V213H130ZM214 212V214H212ZM125 213V214H124ZM152 213H153V216H152ZM222 213V214H221ZM155 214H156V216L157 217H159V218H157V217H155ZM158 214H159V216H158ZM230 214V213H229ZM120 215V216H121ZM146 215V216H147ZM161 215V216H160ZM195 215H197V214H195ZM195 215H193L192 217H191V219H190V221L192 220V221H194V220H196V217L198 216H195ZM144 216H145V213H144ZM162 216H163V218H162ZM210 217V218H209ZM143 218V217H142ZM158 220H157V219ZM162 218V221L160 220ZM193 218H195V219H193ZM199 218H201V217H197V223L194 221V224H196L195 226H197V227H199L200 228V226L201 225H203V222H201L202 220L201 219H199ZM135 220V221H136ZM166 220V222H164ZM204 220H205V217H204ZM143 221V222H142ZM192 221L191 222H189L190 224H192ZM198 221H200V222H198ZM128 222V221H127ZM253 222V223H252ZM251 223L252 224H250L249 225V228H251V229H249V237L245 240V239H243L242 241H238V243H236V241H232V242H230V241H227V242H224V243H222L221 245H219V247L223 250V251H226V250H230V251H232V254L231 255H229V256H225V255H222V256H217L218 258H216L215 257V259H211V261H213V263L209 260V263L211 262V264H222V263H230L233 259H234V256H236V255H238L239 257H241V259H240V261H239V263L238 264H255L254 262H256V260H260L261 262H262V264H264V232H263V235H261V236H257V233L254 231V229H256V231H259L260 233H261V231H262V229H260V227L258 226H254L255 228H253V225H256L255 224V222H254V220L252 219V221H251ZM134 224V223H133ZM144 224V225H145ZM143 225V224H142ZM156 225V226H155ZM193 225V224H192ZM200 225V226H199ZM205 225V224H204ZM140 226V225H139ZM171 226V227H170ZM225 226V225H224ZM251 226V227H250ZM135 227V226H134ZM149 227V226H148ZM158 227V228H157ZM173 227V228H172ZM175 227V228H174ZM141 228V227H140ZM155 230H154V229ZM157 228V229H156ZM168 228H170V229H168ZM176 228H179V229H177V231H178V233L177 232H175L176 231ZM136 229V228H135ZM138 229V228H137ZM183 230V231H180L179 232V230ZM259 229V230H258ZM153 230V231H152ZM157 230V231H156ZM156 231V232H155ZM168 231V232H167ZM172 231V232H171ZM174 231V232H173ZM185 231V232H184ZM187 231V232H186ZM205 231H207V230H205ZM153 232H155V237H153V235H152V233ZM167 232V233H166ZM165 233V234H164ZM169 233H175L174 234V236H173V234H169ZM185 233V234H184ZM233 233H234V231H233ZM232 233V234H233ZM252 233H254L253 235H252ZM164 234V235H163ZM166 234H168V237H167V235ZM186 234H188V235H186ZM69 235V234H68ZM71 235V234H70ZM181 235H183V237L184 238H186L185 240H183L181 237ZM259 235V234H258ZM160 236H162V237H160ZM164 236H166L167 238H165V240H164ZM177 236H179V237H177ZM233 236H234V234H233ZM254 236H256V237H254ZM148 237V236H147ZM159 237L160 238H163L162 240L163 241H161V239H160V241L158 240L159 239ZM175 237V238H174ZM235 237V236H234ZM254 237V238H253ZM67 238H68V236H67ZM171 238V239H170ZM179 239H180V241H179ZM182 239V240H181ZM176 240V241H175ZM188 240H189V242H188ZM239 240H240V238H239ZM138 241V240H137ZM156 241V242H155ZM178 241V242H177ZM183 241H184V243H183ZM188 242V243H186V242ZM136 242V241H135ZM160 242V243H159ZM163 242H165V244L163 245ZM180 242V243H179ZM213 241H211V244H213L212 243ZM176 243H177V245H176ZM183 243V244H182ZM190 243H192V244H190ZM145 244V243H144ZM185 244H187V245H189L188 247H187V245H185ZM196 244V245H195ZM172 245V246H171ZM176 245V246H175ZM182 245H184V246H182ZM25 246V245H24ZM146 246V245H145ZM162 246V247H161ZM193 246H194V248H193ZM177 247H178V249H177ZM184 247H187V248H184ZM24 247H22L21 249V251H20V256H19V261H18V264H34L35 263V259H36V257H37V255H35L36 257H35V261H34V263L32 262L33 260H30V259H32V257L30 258L29 257V255H30V252H29V254L26 252L27 250H26V248H24ZM169 248V249H168ZM171 248H173V249H171ZM189 248V249H188ZM137 249V247L135 248V250ZM168 249V250H167ZM181 249H182V252H183V254H182V252H181ZM185 249V250H184ZM164 250V251H163ZM173 250V251H172ZM178 250H180V251H178ZM186 250H187V252H186ZM88 251V250H87ZM105 251V250H104ZM140 251V252H139ZM159 251H157L156 250V252H159ZM176 251H177V253H179L178 255L176 254ZM142 252V250H137L136 252H133L131 255H129V257L131 256V257H137L139 254L141 255V254H143V253H141ZM174 253V255H172V253ZM32 253V252H31ZM89 253V252H88ZM91 253V252H90ZM127 253V252H126ZM136 253H138V254H135ZM160 253V252H159ZM33 254V253H32ZM31 254V255H32ZM145 254V253H144ZM199 254V255H198ZM34 255V254H33ZM90 255V254H89ZM157 255H158V253H157ZM156 255V256H157ZM162 255H159V256H162ZM172 255V256H171ZM192 255V256H191ZM121 256V255H120ZM176 256V257H175ZM39 258H40V256H38ZM38 257H37V259H38ZM42 257V256H41ZM90 257V256H89ZM122 257V256H121ZM126 257V256H125ZM139 257V256H138ZM137 257V258H138ZM177 257H178V259H177ZM210 257V256H209ZM211 257H213V256H211ZM210 257V258H211ZM44 256H43V261H44ZM124 258V257H123ZM155 258V257H154ZM173 258H174V260H173ZM93 259V258H92ZM122 259V258H121ZM162 259L164 260V261H166V263L164 262V261H162ZM168 259V260H167ZM176 259V260H175ZM47 260V259H46ZM45 260V261H46ZM49 260V259H48ZM149 260H151V259H149ZM177 260H179V261H177ZM197 260V261H196ZM125 261H126V259H124V260H121L119 263H121L122 262V264H125ZM136 261V260H135ZM172 261H174L173 263H170V262H172ZM175 261H176V263H175ZM208 261V260H207ZM129 262V261H128ZM127 262V263H128ZM134 262V261H133ZM139 262V261H138ZM137 262V263H138ZM155 262H157V263H154V264H158V261L156 260ZM199 262V263H198ZM140 263H141V261H140ZM144 263H145V261H144ZM148 263V262H147ZM146 263V264H147ZM192 263H188V264H192ZM258 264H259V262H257ZM256 263V264H257ZM37 264H39V263H37ZM43 264V263H42ZM44 264H45V262H44ZM46 264H48V262H46ZM135 264V263H134Z\"/></svg>",
	"mask_w": 264,
	"mask_h": 264
}]
</instances>
